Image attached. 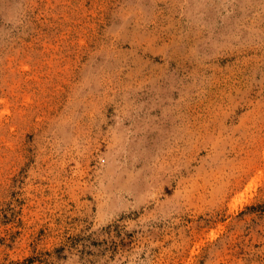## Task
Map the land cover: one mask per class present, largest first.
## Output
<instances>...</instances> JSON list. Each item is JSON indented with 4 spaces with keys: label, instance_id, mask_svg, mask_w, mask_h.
I'll return each mask as SVG.
<instances>
[{
    "label": "rangeland",
    "instance_id": "374dc122",
    "mask_svg": "<svg viewBox=\"0 0 264 264\" xmlns=\"http://www.w3.org/2000/svg\"><path fill=\"white\" fill-rule=\"evenodd\" d=\"M0 264H264V0H0Z\"/></svg>",
    "mask_w": 264,
    "mask_h": 264
}]
</instances>
